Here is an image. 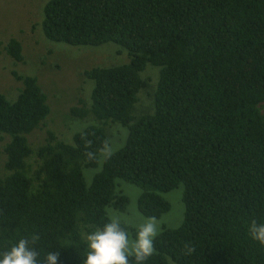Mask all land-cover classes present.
<instances>
[{
    "label": "trees",
    "instance_id": "1",
    "mask_svg": "<svg viewBox=\"0 0 264 264\" xmlns=\"http://www.w3.org/2000/svg\"><path fill=\"white\" fill-rule=\"evenodd\" d=\"M42 29L69 45L118 43L129 60L84 71L91 101L70 112L101 124L77 130L72 143L49 130L30 144L50 112L36 75L14 73V99L0 92V139L9 138L0 252L37 236L38 259L56 252L57 264H82L85 234L108 221V207L126 208L121 179L141 189L146 217L167 212L161 193L184 186L183 221L159 233L147 264H264V243L249 232L264 223V0H48ZM2 45L23 60L19 40ZM147 63L160 67L159 79L152 109L136 117ZM113 122L126 127L125 143L88 183L85 170L98 167L108 143L103 125Z\"/></svg>",
    "mask_w": 264,
    "mask_h": 264
},
{
    "label": "rangeland",
    "instance_id": "2",
    "mask_svg": "<svg viewBox=\"0 0 264 264\" xmlns=\"http://www.w3.org/2000/svg\"><path fill=\"white\" fill-rule=\"evenodd\" d=\"M47 1L0 0V39L6 44L9 39L15 38L21 42L23 48V60L16 61L5 52L4 46H1L0 92L10 100L14 99L18 86H21L14 73L36 75L38 83L47 95L50 107V112L40 127L28 134L29 142L33 147L45 141L49 130L54 132L57 138L65 139L64 142L72 143L73 135L77 130L88 124H101L90 113L79 118L70 112L71 106L88 107L91 101L90 94L94 81L86 77L84 71L96 66L110 67L123 64L129 60L124 47L115 42L75 46L48 39L42 31L43 8ZM159 72L160 67L149 63L140 72L144 81V90H139L141 92H138V102L134 105L133 114L136 117L143 115V112L139 113V109L147 111L152 109L154 95L151 102L150 92L156 90ZM103 126L108 143L99 155L98 167L85 170V179L88 183L93 173L101 167L106 156L120 148L127 136L126 127L119 123L113 122ZM8 140L6 135L0 139L1 166L5 160L4 146ZM117 181V188L128 197V203L122 211L108 207V215H119L122 224L136 230L146 218L137 206L141 189L121 179ZM183 191L184 186L180 184L170 191L161 193L169 202L170 208L157 218L160 232L165 227H177L182 223L185 210ZM129 234L132 237L135 233L129 230Z\"/></svg>",
    "mask_w": 264,
    "mask_h": 264
},
{
    "label": "clouds",
    "instance_id": "3",
    "mask_svg": "<svg viewBox=\"0 0 264 264\" xmlns=\"http://www.w3.org/2000/svg\"><path fill=\"white\" fill-rule=\"evenodd\" d=\"M159 232L157 218L146 217L130 237L121 217L109 214L106 223L85 234L87 253L82 264H147L155 251ZM249 232L253 239L264 243V223L252 221ZM37 239V236L20 238L8 250L0 252V264H57L59 253L56 252H49L44 260L38 259L39 252L32 246Z\"/></svg>",
    "mask_w": 264,
    "mask_h": 264
}]
</instances>
